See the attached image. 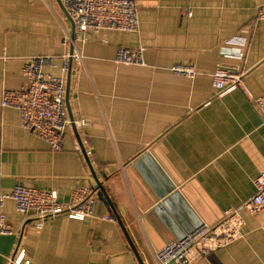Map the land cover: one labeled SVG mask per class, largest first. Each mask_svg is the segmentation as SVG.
Listing matches in <instances>:
<instances>
[{
    "label": "crops",
    "instance_id": "obj_1",
    "mask_svg": "<svg viewBox=\"0 0 264 264\" xmlns=\"http://www.w3.org/2000/svg\"><path fill=\"white\" fill-rule=\"evenodd\" d=\"M136 1L138 31L83 41L71 39L59 0H0V213L14 230L0 236V264H15L22 251L21 264H157L166 244L253 196L264 170V126L243 90L217 97L212 76L240 67L246 90L264 96V20L256 19L264 0ZM234 37L248 40L242 60L226 55ZM121 48L143 49L144 63L117 62ZM38 57L52 59L43 69L57 77L71 62L67 112L87 123H72L59 151L1 105L4 90L25 85L26 60ZM18 184L57 191L64 203L90 184L94 215L60 214L38 229L39 218L18 213L9 197ZM242 216L241 238L193 264H264V211Z\"/></svg>",
    "mask_w": 264,
    "mask_h": 264
},
{
    "label": "built area",
    "instance_id": "obj_2",
    "mask_svg": "<svg viewBox=\"0 0 264 264\" xmlns=\"http://www.w3.org/2000/svg\"><path fill=\"white\" fill-rule=\"evenodd\" d=\"M75 25L76 35L83 41L89 36L104 33L109 30L121 32H136L141 25L140 6L136 0H59ZM192 15V12H188ZM258 21L264 20V5L256 12ZM233 51L226 54L229 58L242 60L248 40L245 37H234L230 40ZM117 62L125 64H143V49L131 50L121 48L117 54ZM51 58H29L23 66L25 85L20 90H4L2 107L16 110L22 120V127L44 140L51 150L63 148L67 128L84 127L87 123L80 119L71 121L66 108L67 90L66 78L69 71L68 60L62 68V76H52L44 72V65ZM177 72L193 73L186 67L174 68ZM247 71L237 67L224 69L218 67L213 73V84L217 89V97L228 92L241 89L257 110L264 126V96H254L245 88ZM255 192L239 208L226 210L215 224H203L182 240L166 244L155 253L157 264H193L198 259L206 257L214 251L235 242L243 235L245 219L242 211L258 215L264 211V170L254 180ZM6 196H2L0 202ZM18 213L24 216L32 214L39 218L38 229L44 226V220L49 217L66 214L75 220H84L93 216L97 204L96 190L90 184L77 186L69 202H61L57 191H48L18 184L9 195ZM107 220H113L109 215ZM12 225L7 215L0 213V236L12 235ZM24 257L22 251L14 259L15 264H21ZM28 264V263H26Z\"/></svg>",
    "mask_w": 264,
    "mask_h": 264
},
{
    "label": "water",
    "instance_id": "obj_3",
    "mask_svg": "<svg viewBox=\"0 0 264 264\" xmlns=\"http://www.w3.org/2000/svg\"><path fill=\"white\" fill-rule=\"evenodd\" d=\"M67 15H68V14H67ZM68 17L70 18L69 15H68ZM70 20H71V22H72V34H71V39H72V40H75V39H76L75 25H74V23H73V21H72L71 18H70ZM72 56H73V52H72L70 58H72ZM70 69H71V62L69 61V71H68L69 74H70ZM67 92H68V91H67ZM67 95H68V93H67ZM71 121H74V120L72 119ZM98 196H99L100 200H102L106 205H109V202H108L109 200H108V198H107L106 192H105L103 186H102L100 183H98Z\"/></svg>",
    "mask_w": 264,
    "mask_h": 264
}]
</instances>
